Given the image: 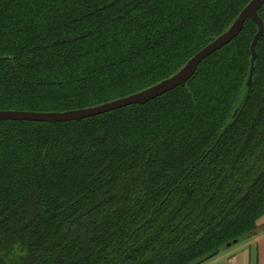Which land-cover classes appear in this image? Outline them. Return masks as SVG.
<instances>
[{"label":"trees","instance_id":"16d2710c","mask_svg":"<svg viewBox=\"0 0 264 264\" xmlns=\"http://www.w3.org/2000/svg\"><path fill=\"white\" fill-rule=\"evenodd\" d=\"M251 0H0V110L61 112L181 70ZM264 20V7L259 12ZM187 88L57 124L0 121V264H203L264 232V37Z\"/></svg>","mask_w":264,"mask_h":264},{"label":"water","instance_id":"95a60500","mask_svg":"<svg viewBox=\"0 0 264 264\" xmlns=\"http://www.w3.org/2000/svg\"><path fill=\"white\" fill-rule=\"evenodd\" d=\"M263 7L264 0H251L241 11L232 25L221 36L195 54L181 70L168 79L145 90L113 102L79 110L61 112L0 110V121H28L57 124L61 122L82 121L87 118L103 115L132 105H145L177 88H187L189 80L195 75L200 64L205 59L222 50L225 46L235 40L244 30L246 23L251 21L257 26L258 30L250 46L251 68L247 87L244 93L245 95L252 87L254 81L256 62L258 58L257 47L259 42L264 37V20L259 14ZM233 246H235V243H230L227 245V248Z\"/></svg>","mask_w":264,"mask_h":264},{"label":"crops","instance_id":"0c3cea01","mask_svg":"<svg viewBox=\"0 0 264 264\" xmlns=\"http://www.w3.org/2000/svg\"><path fill=\"white\" fill-rule=\"evenodd\" d=\"M203 264H264V232L249 239L244 246L232 247Z\"/></svg>","mask_w":264,"mask_h":264},{"label":"rangeland","instance_id":"374dc122","mask_svg":"<svg viewBox=\"0 0 264 264\" xmlns=\"http://www.w3.org/2000/svg\"><path fill=\"white\" fill-rule=\"evenodd\" d=\"M262 223H264V218L262 219ZM246 242H247V241H244V242H242V243H240V244H237V245H235V246H233V247H236V249H238L239 247L244 246V245L246 244Z\"/></svg>","mask_w":264,"mask_h":264}]
</instances>
